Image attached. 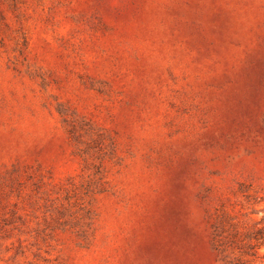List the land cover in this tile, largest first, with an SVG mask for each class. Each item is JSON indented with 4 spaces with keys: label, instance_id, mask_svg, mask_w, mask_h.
Returning <instances> with one entry per match:
<instances>
[{
    "label": "rangeland",
    "instance_id": "1",
    "mask_svg": "<svg viewBox=\"0 0 264 264\" xmlns=\"http://www.w3.org/2000/svg\"><path fill=\"white\" fill-rule=\"evenodd\" d=\"M0 264H264V0H0Z\"/></svg>",
    "mask_w": 264,
    "mask_h": 264
}]
</instances>
